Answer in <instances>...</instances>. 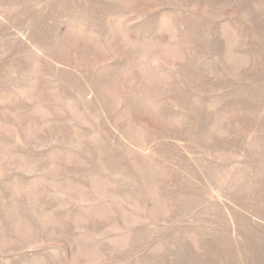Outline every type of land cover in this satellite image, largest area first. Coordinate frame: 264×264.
I'll use <instances>...</instances> for the list:
<instances>
[{"label":"rangeland","instance_id":"1","mask_svg":"<svg viewBox=\"0 0 264 264\" xmlns=\"http://www.w3.org/2000/svg\"><path fill=\"white\" fill-rule=\"evenodd\" d=\"M0 264H264V0H0Z\"/></svg>","mask_w":264,"mask_h":264}]
</instances>
